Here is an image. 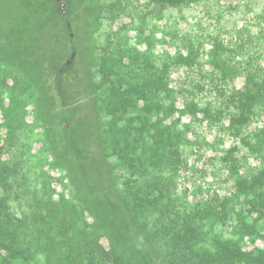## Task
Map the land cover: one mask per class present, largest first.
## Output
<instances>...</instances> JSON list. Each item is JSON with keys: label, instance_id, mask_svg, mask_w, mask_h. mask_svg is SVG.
Wrapping results in <instances>:
<instances>
[{"label": "rangeland", "instance_id": "obj_1", "mask_svg": "<svg viewBox=\"0 0 264 264\" xmlns=\"http://www.w3.org/2000/svg\"><path fill=\"white\" fill-rule=\"evenodd\" d=\"M134 1L28 0L39 23L59 9L55 19L69 21L67 35L81 44L75 60L87 68L84 77L79 65L77 75L81 87L82 77L91 80L92 102L70 110V92L49 67L37 74L31 38L16 29L10 36L11 12L0 10V230L13 224L10 215L32 227L42 220L48 241L26 258L1 249L0 264H230L231 253L236 264H245L239 255L264 264V217L249 213L252 197L238 183L264 166V134L252 135L264 127V112L235 138L227 113H190L195 104H219L201 59L189 68L173 63L192 51L219 59L221 46L252 61L264 43V0H167L164 8ZM239 84L232 78L222 88ZM79 90L73 99L81 102ZM99 216L136 228L141 260L100 230Z\"/></svg>", "mask_w": 264, "mask_h": 264}, {"label": "trees", "instance_id": "obj_2", "mask_svg": "<svg viewBox=\"0 0 264 264\" xmlns=\"http://www.w3.org/2000/svg\"><path fill=\"white\" fill-rule=\"evenodd\" d=\"M36 1L44 2L47 6H50L52 3L49 2L51 0ZM166 1L167 0H154L153 2H158V6L164 8ZM174 1L181 2V0ZM127 2L135 1L124 0V4ZM189 3L190 2L184 5H189ZM143 7L145 6L143 5ZM4 8L9 10L5 11V13L11 12V18L13 19V24L9 32L10 36H12L11 31L16 29L17 33L21 31L24 33V31H26L28 33L27 37L31 38V46L33 48L31 64H33L32 66H34L36 71H38L37 74H40V71H42L40 66L49 67V70L55 72L54 75L58 79L60 87L67 89L71 94L70 96L68 92L63 89L65 94H67V96H65L67 98L65 99L68 102L69 110L73 108L76 109V105H79V103L82 104V102L84 105L87 103L89 106V104L92 102V97L88 96L87 85L90 84L91 80L84 78L87 65L77 60L79 62L78 64V62L75 60L76 55L81 54V44L78 42V38H75L73 33L67 35V30L71 29L69 21L67 23L66 21L55 19L61 14V12L58 11L59 9L57 10L51 7L47 15L48 18L44 21H40L39 23L36 18L39 8L35 9L33 4L28 2V0H0V10H3ZM142 8L140 13H143L142 16L147 17L149 13L144 12L145 9ZM23 16L27 18H21ZM28 18L30 19L28 20ZM0 19H3V13H0ZM142 19L146 20L145 18ZM46 22L48 23L49 27L51 26L50 28L44 27ZM38 23L39 25L36 27ZM24 25H27V27ZM52 27L56 29V32L52 33L49 31V29ZM30 31L31 34L29 33ZM15 47L17 52V56L15 57L18 59L20 65L26 66L30 60L22 61V58L20 57L21 52L19 51V46L16 45ZM40 48L46 51H40ZM255 48L257 49H254V54L257 52V56L252 58V61H249V59H246V61L243 59L240 62L237 61L236 55L229 54L233 52L224 48L223 46H221L219 50L221 54L218 53L220 55L219 59L213 58L215 51H211L206 55L208 60L202 58L200 51H192L187 55L178 54L176 57H174V62L172 61L179 66H185L189 68L194 67L193 63L198 61V59H201V62H199V67L200 69L208 68L209 74L213 78L212 82L214 87L210 92H214L217 95L219 104L210 103L204 108L200 107L199 104H195L194 110H191L190 113L199 112L206 117H212V114L214 113V118L216 119L227 113L229 122V126L227 128L234 131L232 135L235 138L240 137L246 124L256 116V113L258 114L259 112H264V43ZM258 48L263 50V54L260 53ZM11 55L12 54L9 53L5 57L8 58L11 57ZM79 65L81 68V73L84 76L81 79V82L83 80L82 87L80 85V78L77 75V67H79ZM232 78L239 80V86L232 87L229 92L225 91L222 88L224 83L229 79L231 80ZM161 79L164 80V78ZM186 85L189 88L193 87L198 91L202 89V86L200 84L195 85V82L192 79H188L186 81ZM80 88L83 89L82 92L84 94H82L85 96L84 100L81 102L80 100L73 99L75 98L74 93L77 94V97H79L78 95L81 93L79 90ZM83 109L85 108H82L81 119L84 121L86 127L89 128V126H93V122L88 117L87 113H83ZM87 132L88 135L83 144H85L87 150H91L92 147L90 146L89 142H91L94 136L90 135V131H88V129ZM255 132L252 134L253 138L259 140L258 137L264 134V127L257 129ZM77 136L81 138L80 134ZM240 141L241 143L245 144L243 138H241ZM258 145L259 141L257 142L256 146ZM73 156H76V154L74 153ZM238 183L242 184L240 187L241 192L245 193L247 197H252L246 202L247 206L252 205L251 207L253 211L249 213H259L260 217H264V166L260 171H257L252 176V178H250L249 182L246 180H238ZM227 200L228 199H226V201ZM10 216L13 224L9 227V229L0 230V250L5 249L10 254V256L15 255L17 257L26 258L25 254L32 253L33 250L35 251L40 247V245L48 242L41 227L38 225L42 222V220L38 221L39 223L36 225V227H32L29 226V221H27L26 218L19 219L15 215ZM8 217L9 215L7 216L6 220ZM99 218L105 227L100 230L102 232L103 229L106 231L108 230L109 233H112L111 238L118 242L117 245L120 246L118 248L128 251L132 258L141 260L139 254L144 252V250L142 244L139 243L137 237L134 236L137 235L136 228L131 227L129 231L127 229L123 230L118 227H113L112 219L108 218L107 220L103 216H99ZM122 227H124V224ZM125 237H127V239H124ZM119 254L120 252L118 255ZM233 255L234 253H231V257H229L231 260L230 264H236V260L232 261V258H234ZM239 260H246L245 264H252V259L248 255H239ZM255 264H257V262Z\"/></svg>", "mask_w": 264, "mask_h": 264}]
</instances>
